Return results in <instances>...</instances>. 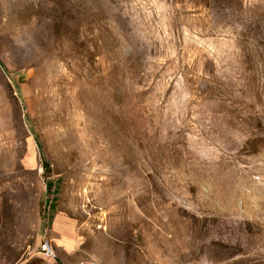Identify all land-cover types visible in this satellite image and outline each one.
I'll return each instance as SVG.
<instances>
[{"label": "rangeland", "instance_id": "374dc122", "mask_svg": "<svg viewBox=\"0 0 264 264\" xmlns=\"http://www.w3.org/2000/svg\"><path fill=\"white\" fill-rule=\"evenodd\" d=\"M0 264H264V0H0Z\"/></svg>", "mask_w": 264, "mask_h": 264}, {"label": "built area", "instance_id": "2783aa9c", "mask_svg": "<svg viewBox=\"0 0 264 264\" xmlns=\"http://www.w3.org/2000/svg\"><path fill=\"white\" fill-rule=\"evenodd\" d=\"M40 251L42 252L43 256L47 259H51L55 257V250L53 249L52 245L49 241L44 240L40 244Z\"/></svg>", "mask_w": 264, "mask_h": 264}, {"label": "trees", "instance_id": "16d2710c", "mask_svg": "<svg viewBox=\"0 0 264 264\" xmlns=\"http://www.w3.org/2000/svg\"><path fill=\"white\" fill-rule=\"evenodd\" d=\"M36 143H37L38 150H39L40 154H42L41 143H40L39 141L36 142ZM42 158H43V157H42ZM42 163H43V165L45 166L46 171L49 170V165H48L46 162H44V161H43ZM47 185H48V188H50V187L52 186L51 182H48Z\"/></svg>", "mask_w": 264, "mask_h": 264}]
</instances>
